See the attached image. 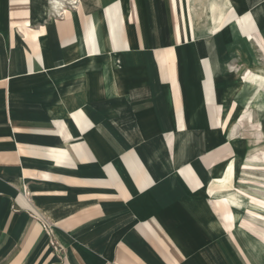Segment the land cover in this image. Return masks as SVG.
<instances>
[{"label":"crops","instance_id":"crops-1","mask_svg":"<svg viewBox=\"0 0 264 264\" xmlns=\"http://www.w3.org/2000/svg\"><path fill=\"white\" fill-rule=\"evenodd\" d=\"M255 9L0 0V264H264V233H241L245 255L230 236L264 228L232 186L264 187L238 173L264 170V149L243 157L234 134L264 129L224 79L234 42L262 30L264 55Z\"/></svg>","mask_w":264,"mask_h":264},{"label":"rangeland","instance_id":"rangeland-1","mask_svg":"<svg viewBox=\"0 0 264 264\" xmlns=\"http://www.w3.org/2000/svg\"><path fill=\"white\" fill-rule=\"evenodd\" d=\"M236 1L239 6H241L242 8L248 9L252 12L256 10L255 9L256 5L260 4L261 6H263L262 17L264 18V0H236ZM262 24L264 26V21H262ZM255 36L253 38H255ZM253 38L244 39L242 41L233 43L236 47L231 49L228 55V58H226L225 60L226 63L224 65V72L226 73L227 76H230L228 78L225 76L226 78H224L226 81H228V85L226 87L225 92L228 91L231 95V98L234 100V102L238 104L237 105L238 107L237 115L238 113L246 109L244 105V102H245L246 106L249 107L250 109V113L252 115L253 121L256 123H259L260 125L262 124L263 129H264V91H263L264 83H261L260 79L257 77V79H252V84H249V81L243 80L244 77L242 76V73L245 72V70L247 69L251 71L253 74L264 77V74H262L263 73L262 68L264 66V55L262 52L259 51V49L255 48V45H253L252 43ZM229 65L234 66V68L238 69V71L233 72L232 70L229 69ZM247 113H249V111H247ZM260 130H261L260 127L258 128L257 132L251 131L250 129L242 130L239 127H236V130L234 132L235 137L241 136L239 137V139L243 140L244 146H245L242 151L243 157L257 150L264 149V141L260 144L257 142L260 139L259 138ZM256 169L257 170H254V171L241 170L238 173L246 172L249 174L251 173V175L255 177L264 178V170L261 171L260 167ZM232 186L237 189H242L245 192L252 194L256 197L257 196L261 197V195H264V187H262L261 183H255L247 179L242 180L239 177V175H237L235 179L233 180ZM222 203L224 205L225 211L231 210L228 204L225 205L226 204L225 202H222ZM216 204H217V201L214 202L215 206ZM239 205L242 207L247 206V204L243 200L240 202ZM245 219H247V216L245 217ZM231 225H232V229H231L230 236L231 238H234V237L237 238L236 250H237L238 255L240 254L245 255L244 249L247 247V245H243L239 243L238 237L242 236L241 235L242 232L245 234V237L251 236L252 238H255L257 241L262 242L264 228H263L260 218L257 219L256 222H253L252 225L248 224L246 221L245 222L237 221Z\"/></svg>","mask_w":264,"mask_h":264},{"label":"bare ground","instance_id":"bare-ground-1","mask_svg":"<svg viewBox=\"0 0 264 264\" xmlns=\"http://www.w3.org/2000/svg\"><path fill=\"white\" fill-rule=\"evenodd\" d=\"M73 0H50V2H51V5H52V7L53 8H58L59 6H63L64 5V3H66V2H72ZM263 71H264V68H263ZM249 72V71H248ZM264 74V73H263ZM243 80H247V81H249V74L248 73H244L243 74ZM257 77L259 78V79H261V78H264V77H262V76H258V75H256V74H253V79H257ZM251 81V80H250ZM249 81V84H252V82H250ZM244 83V82H243ZM245 86H246V84H245ZM240 88V87H239ZM257 100H258V98H257ZM256 101V100H255ZM244 113V112H243ZM243 113H241V114H243ZM244 117H246L247 118V120H248V122L250 121V119H251V113H250V110H249V113L248 114H246ZM243 117V118H244ZM233 172V171H232ZM248 178H253V177H248ZM235 192L239 195V196H241V197H243L246 201H247V204L248 205H250L252 208H253V210H248V209H244L243 210V213H245V211H248V212H252V213H254V214H258V215H264L263 213H264V199H261V198H259V197H256V196H254V195H251V194H249V193H247V192H245L244 190H241V189H235ZM244 217V216H243ZM243 220V218H241V221ZM232 221V220H231Z\"/></svg>","mask_w":264,"mask_h":264}]
</instances>
